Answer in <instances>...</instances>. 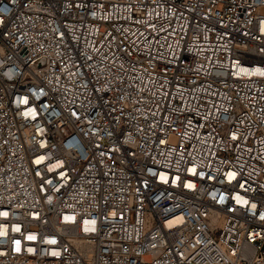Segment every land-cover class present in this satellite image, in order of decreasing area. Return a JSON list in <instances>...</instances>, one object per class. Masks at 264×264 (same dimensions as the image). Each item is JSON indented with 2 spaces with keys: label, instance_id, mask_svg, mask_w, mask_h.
I'll use <instances>...</instances> for the list:
<instances>
[{
  "label": "built area",
  "instance_id": "obj_1",
  "mask_svg": "<svg viewBox=\"0 0 264 264\" xmlns=\"http://www.w3.org/2000/svg\"><path fill=\"white\" fill-rule=\"evenodd\" d=\"M0 264H264V0H0Z\"/></svg>",
  "mask_w": 264,
  "mask_h": 264
}]
</instances>
